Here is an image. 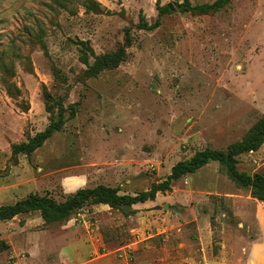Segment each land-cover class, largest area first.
<instances>
[{
    "label": "rangeland",
    "instance_id": "1",
    "mask_svg": "<svg viewBox=\"0 0 264 264\" xmlns=\"http://www.w3.org/2000/svg\"><path fill=\"white\" fill-rule=\"evenodd\" d=\"M183 2L0 0V207L30 195L60 203L98 185L134 196L194 153L247 137L264 117V0L163 10ZM121 46L118 66L89 73ZM59 117L39 148L13 152ZM235 167L264 174V142ZM258 210L209 162L152 201L88 202L51 223L36 211L0 220V264H120L123 252L129 264H256Z\"/></svg>",
    "mask_w": 264,
    "mask_h": 264
},
{
    "label": "trees",
    "instance_id": "2",
    "mask_svg": "<svg viewBox=\"0 0 264 264\" xmlns=\"http://www.w3.org/2000/svg\"><path fill=\"white\" fill-rule=\"evenodd\" d=\"M224 0H216L211 4L191 5L184 0L181 5L184 11L195 14H207L223 7ZM164 11L169 8L164 6ZM158 20V19H157ZM158 21L149 25L141 20L138 27L150 30L158 25ZM130 44V36L126 34L125 45ZM125 58L124 46L116 51L96 56L92 64L88 65L91 75H96L105 69H111L120 64ZM87 63V62H85ZM63 120L50 119L49 125L41 132L30 138L26 143H21L13 148V152L31 153L39 148L53 133L59 131ZM264 142V117L251 129L245 139L230 145L226 151L204 149L194 153L190 158L177 162L171 169L170 174L160 183H154L149 190L139 192L134 196L119 195L117 188L98 185L94 188H82L68 194L65 199L57 203L46 196L30 195L17 201L13 205L0 207V220H10L13 217L29 212H39L45 223L57 222L66 219L74 211L81 208L85 203L106 204L113 208L132 206L137 203L152 201L158 192H166L170 189L171 182L182 175L191 173L205 166L209 162H218L226 169L228 176L241 187H247L253 197L264 203V174L254 173L246 175L239 172L236 167V157L242 153L256 150Z\"/></svg>",
    "mask_w": 264,
    "mask_h": 264
},
{
    "label": "crops",
    "instance_id": "3",
    "mask_svg": "<svg viewBox=\"0 0 264 264\" xmlns=\"http://www.w3.org/2000/svg\"><path fill=\"white\" fill-rule=\"evenodd\" d=\"M256 224L259 232L258 238L253 242L252 257L254 263L264 264V210L255 212Z\"/></svg>",
    "mask_w": 264,
    "mask_h": 264
},
{
    "label": "water",
    "instance_id": "4",
    "mask_svg": "<svg viewBox=\"0 0 264 264\" xmlns=\"http://www.w3.org/2000/svg\"><path fill=\"white\" fill-rule=\"evenodd\" d=\"M167 7L170 9V10H174V9H177L178 11H182V7L180 4L178 3H174V4H167Z\"/></svg>",
    "mask_w": 264,
    "mask_h": 264
},
{
    "label": "built area",
    "instance_id": "5",
    "mask_svg": "<svg viewBox=\"0 0 264 264\" xmlns=\"http://www.w3.org/2000/svg\"><path fill=\"white\" fill-rule=\"evenodd\" d=\"M123 254L126 255V257L120 262V264H129L128 255L126 254V252H123ZM123 254H119V256H122Z\"/></svg>",
    "mask_w": 264,
    "mask_h": 264
}]
</instances>
